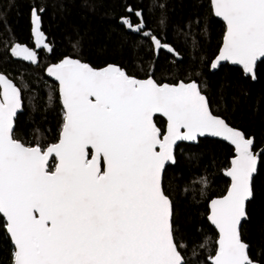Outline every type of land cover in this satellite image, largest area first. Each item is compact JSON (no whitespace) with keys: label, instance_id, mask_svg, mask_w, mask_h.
<instances>
[{"label":"snow or ice","instance_id":"6c2138e0","mask_svg":"<svg viewBox=\"0 0 264 264\" xmlns=\"http://www.w3.org/2000/svg\"><path fill=\"white\" fill-rule=\"evenodd\" d=\"M214 9L227 32L213 67L232 61L255 78L257 61L264 58V0H214ZM40 12L33 9L37 38L44 37ZM124 23L133 29L131 20ZM151 39L158 49L168 47ZM12 52L38 60L26 46L17 44ZM47 71L60 83L65 120L59 142L46 149L13 138L20 89L0 75V214L16 248L14 264H188L173 238L171 202L159 176L165 163L174 161L176 141L205 134L230 141L238 153L228 172L231 190L212 202L221 238L210 259L256 264L238 225L262 153L253 150L254 138L212 114L196 82L138 80L115 65L95 69L71 58ZM154 113L168 118L163 139L152 122ZM52 155L59 159L54 171L47 166Z\"/></svg>","mask_w":264,"mask_h":264},{"label":"trees","instance_id":"16d2710c","mask_svg":"<svg viewBox=\"0 0 264 264\" xmlns=\"http://www.w3.org/2000/svg\"><path fill=\"white\" fill-rule=\"evenodd\" d=\"M40 9L42 30L51 51L42 48L37 62L16 56L17 44L36 49L31 15ZM132 9L131 12L128 10ZM145 30L134 33L120 20ZM226 26L213 13L211 0H0V72L21 88L24 111L16 119L14 137L27 146L45 149L56 143L65 120L58 84L46 75L52 63L72 56L95 68L120 65L128 74L154 77L176 84L196 81L207 95L214 114L222 116L247 137L255 150L264 146V59L257 79L230 64L211 70L223 42ZM147 33L148 35H145ZM151 36L171 45L177 56L161 49L157 55ZM1 94V88H0ZM165 132L166 121L158 118ZM234 148L213 138L181 144L176 163L164 175V190L173 202L175 242L188 264H211L218 232L208 220L209 202L226 193ZM55 168V160L49 164ZM254 196L242 239L249 255L264 264V154L253 182ZM15 246L0 214V264H14Z\"/></svg>","mask_w":264,"mask_h":264},{"label":"water","instance_id":"95a60500","mask_svg":"<svg viewBox=\"0 0 264 264\" xmlns=\"http://www.w3.org/2000/svg\"><path fill=\"white\" fill-rule=\"evenodd\" d=\"M211 4H212V9H213V13H214V15H215L219 20H221V21L225 24V26H226L225 34H226V32H227V24H226V22L223 20L222 17L216 15V13H215V9H214V0H211ZM35 9H36V8H35ZM128 11H129V10H128ZM129 12H131V11H129ZM136 12H139V13L142 14L141 11H136ZM125 18H126V17H124V18H122V19L120 20V22H121L122 24H124V25H126V24L124 23V19H125ZM139 18L142 20V16L139 17ZM31 21H32V25H33L32 31H33V37H34V43H35V47H36V49L39 50V49L44 48V49H46L47 51H49V47L52 49V46L48 43V37H47V35H46L45 32L42 30V18H41L40 26H39V27H40V31H42V32L44 33V37H43V38H37V36H36V34H35V30H34V29H35V26H34L33 11H32V15H31ZM137 25H141V29H144V28H145V24H144L143 21H142V23H139V24H137ZM135 26H136V25H134L133 29H129L128 27H127V28H128V30L131 31V32L139 33V32H137V31H135ZM224 37H225V35H224ZM224 37H223V42H222V45H221V47H220V49H219V52H218V54L215 56V58L213 59V61H212V63H211V70H212V71H216V70L219 69V67H220L221 65H225V64H230V65H232V66L240 67L241 69L244 70V68H243L242 65H240V64H236V63H233L232 61H220L218 64H216V67H213V64L216 63L217 58L219 57L220 52H221V50H222V48H223ZM152 41H153V40H152ZM160 41H161V40H160ZM161 43H162V42H161ZM44 44H46L48 47H44V46H43ZM153 44H154V41H153ZM162 44H163V43H162ZM166 45H168V44H166ZM154 47H155V44H154ZM161 49H164V50L168 51L169 53H173V54H175V55L177 56V53L175 52L174 48H173L171 45H168L167 48H160V49H158V48L155 47V52H156L157 55L159 54V52H160ZM65 58H71V59H74V60H79L81 63L87 64V65H89L90 67L95 68V67H93L90 63L83 62V61H81V60L78 59V58H75V57H72V56H66ZM65 58H63V59H65ZM63 59H62V60H63ZM263 59H264V58H262L261 60H263ZM62 60H61V61H62ZM261 60L257 61V66H258V64H259V62H260ZM58 63H60V61L48 65L47 68H46V75H47L49 78H51L52 80H54V81L58 84L59 92H60V98H61V103H62V106H63V108H64V112H65V107H64V103H63V98H62L61 91H60V83H59V81H58L55 77L51 76V75L48 73V71H47V69H48L51 65H53V64H58ZM109 65H115V66H118V67H120L121 69H123L120 65H117V64H108V65H106V66H104V67H102V68H95V69H103V68H105V67H107V66H109ZM257 66H256V71H257ZM123 70L126 71L125 69H123ZM244 72H245V70H244ZM245 74H246L247 76H251L250 74H247L246 72H245ZM0 75L5 76L8 80L12 81V83H13L16 87H18V88L20 89V107L16 110V113H15V115H14V117H13V126H12V136H13L14 139H16V138L14 137V132H15V128H16V119L18 118L19 114L22 113V112L24 111L23 95H22L21 88H20L19 86H17L16 83H15L11 78H9L6 74L1 73V72H0ZM251 77H252V76H251ZM135 78H136V77H135ZM149 78L154 79L153 77H149ZM149 78H146V79H139V78H136V79H138V80H147V79H149ZM252 78H253V77H252ZM256 79H257V73L255 74V78H253V80H256ZM154 80H155V79H154ZM155 81H156V80H155ZM156 82H157V81H156ZM181 82H183L184 84H188V83H191V82H193V81H190V82L179 81V82L176 83V84H171V83H167V82H165V83H162V84L178 85V84H180ZM194 82H196V81H194ZM196 84L198 85L201 94L206 98L208 108H209V110L212 112V114H213L214 116H217V117H220L221 119H223V120H224L229 126L235 128V129L240 130L239 128H236V127L232 126L231 124H229V123L227 122V120H226L225 118H223L222 116H219V115H216V114L213 113L207 95L204 94V93L201 91V88H200L199 83L196 82ZM0 88H1L0 102H3L4 86H3L2 83H0ZM156 116H161V117L166 121V128H165V132H164V133H162L161 128L158 127V125H157V123H156V121H155V117H156ZM152 122L155 124V126H156L157 128L160 129V138L163 139V137H164L165 135L168 134V127H169V121H168V118H167L163 113H154L153 116H152ZM61 131H62V130H61ZM182 131H183V129H182ZM240 131H242V130H240ZM242 132H243V131H242ZM245 135H246V134H245ZM60 136H61V133H60ZM202 138H213V139H219V140H222V141L228 143L230 146H232V147L234 148V156L231 158V164H230V167L224 171V175L226 176V178L229 179V181H230V185H229V187H228V189H227V191H226V193H225L224 195L219 196V197H215V198L211 199L210 202H209V214H208V220H209V222L211 223V225H212V226L216 229V231L218 232L217 250H216V252H215V255H216V253H217V251H218V249H219V241H220V238H221V233H220V229H219V227L216 225V223H215L214 220H213V204H212V202H213L214 200H221L223 197L227 196L228 193H229V191H230L231 188H232L233 180H232V177L228 174V172H229V170L233 167V163H232V162H233V160H234V159L237 157V155H238L237 150H236V147H235L230 141H227V140L224 139L223 137H217V136H213V135H211V134H205V135H203V136H198L197 139H196V140H193V141H189V140H178V141H176V143L173 145V149H172V153H173V156H174V161H169V162H166V163H165L164 168L161 170V173H160V176H159V181H160L161 188L163 189V191H164V193H165L164 185H163V184H164V175H165V172H166L167 167H168L169 165H174V164L176 163V161H177V159H176V151H177V148H178L181 144H183V143H185V144H192V145L198 144L199 141H200V139H202ZM250 138H254V137L252 136V137H250ZM59 140H60V138H59ZM59 140H58L56 143H58ZM19 141H20V140H19ZM254 141H255V138H254ZM20 142H22V141H20ZM22 143H23V142H22ZM56 143H52V144H50L49 146L54 145V144H56ZM26 146H27V145H26ZM49 146H48V147H49ZM33 147H34V146H33ZM254 147H255V143H254ZM45 149H46V148H45ZM89 150L92 151V154H91V155H90V152H89V159H91V158H92V155H93V150H92L91 148H89ZM89 150H88V151H89ZM253 150H254L255 152H257V153H262V154H264V146L261 147V148L258 149V150H255V148H253ZM157 151H159V148H157ZM53 159L55 160V167L59 164V159H58L55 155L50 156L49 159H48V161H47V166H48L49 170H51L49 164L53 161ZM103 166H104V161H103V158H101V159H100V167H101V169H103ZM259 166H260V162L258 163L257 172L254 173V174H253V177H252V193H253V194H252V196H251V197L245 202L244 211H245L246 215L243 216V217L240 219V222H239V225H238V231H239L240 239H241V241L244 242V243H246V242L242 239V232H241V230H242L243 223L248 219V212H247V211H248V204H249V202L252 200V198H253V196H254V192H253V182H254V178H255V176L257 175V173H258V171H259ZM54 170H55V168H54ZM54 170H51V171H54ZM165 195H167V194L165 193ZM167 196H168V195H167ZM168 198H169V200H170V202H171V206H170V213H171V215H170V223H171L172 230H173V202H172V200H171V198H170L169 196H168ZM1 215H2V214H1ZM2 216H3V215H2ZM3 217L5 218L6 223H8V222H7V218H6L5 216H3ZM7 231H8V233H9L11 239H12V236H11L10 231L8 230V227H7ZM173 238H174V231H173ZM174 241H175V238H174ZM12 242H13V244H14L13 239H12ZM246 244H247V243H246ZM247 245H248V254H249V244H247ZM14 246H15V245H14ZM178 250H179V249H178ZM15 251H16V248H15ZM215 255H214V256H215ZM214 256H213V257H214ZM249 256H250V255H249ZM250 258H251V257H250ZM251 259H252V258H251ZM252 260H253V259H252ZM209 262H210L211 264H213V261H212L211 259H209ZM255 262H256V264H261V263H259V262H257V261H255Z\"/></svg>","mask_w":264,"mask_h":264},{"label":"flooded vegetation","instance_id":"af4514ba","mask_svg":"<svg viewBox=\"0 0 264 264\" xmlns=\"http://www.w3.org/2000/svg\"><path fill=\"white\" fill-rule=\"evenodd\" d=\"M143 30H145V28L144 29H142V31ZM39 50H41V49H39ZM38 49H34V51H39ZM127 72V71H126ZM130 75V74H129ZM130 76H133V77H136V78H139V79H146V78H149V77H152V76H148V77H137V76H134V75H130ZM154 78V77H153ZM155 79V78H154ZM156 80V79H155ZM157 81V80H156ZM157 83H160V84H162V83H165V82H158L157 81ZM161 116H156L155 117V121H156V123H157V125H158V118H160ZM158 127H160L159 125H158ZM162 130V129H161ZM162 133H164L163 131H162ZM89 152H90V155L92 154V151L91 150H89ZM104 167V166H103Z\"/></svg>","mask_w":264,"mask_h":264}]
</instances>
